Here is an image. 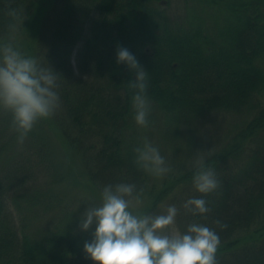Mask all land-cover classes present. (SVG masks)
<instances>
[{
	"label": "trees",
	"instance_id": "trees-1",
	"mask_svg": "<svg viewBox=\"0 0 264 264\" xmlns=\"http://www.w3.org/2000/svg\"><path fill=\"white\" fill-rule=\"evenodd\" d=\"M159 1L0 0V39L28 36L38 64L58 73L60 96L56 113L38 120L23 144L11 114L0 109V264H95L84 251L94 228L85 232L79 224L87 207L100 205L79 194L60 195L62 205L54 190L77 174L74 185L91 192L135 184L144 202L136 214H154L168 199L179 209L180 234L191 223L215 230L217 264H264V0H185L220 6L225 24L218 33L200 25L185 31ZM93 9L105 17L97 20ZM76 46L78 72L71 62ZM118 46L147 71L148 126L159 119L161 154L169 155L163 176L135 163L134 149L148 134L135 122L133 73L117 63ZM214 115L228 124L220 146L203 156L219 181L203 194L194 187L198 155L187 135L196 138ZM172 138L182 146L172 148ZM190 198L205 199L211 211L188 212L182 205Z\"/></svg>",
	"mask_w": 264,
	"mask_h": 264
},
{
	"label": "clouds",
	"instance_id": "clouds-1",
	"mask_svg": "<svg viewBox=\"0 0 264 264\" xmlns=\"http://www.w3.org/2000/svg\"><path fill=\"white\" fill-rule=\"evenodd\" d=\"M15 18L16 12L9 13ZM15 30V24L9 25ZM117 63L126 64L133 73L128 81L132 108L137 125L147 127L151 103L146 95L147 71L127 48L118 46ZM58 73L26 57L11 43L0 46V109L12 116V125L18 132V143L23 144L36 122L49 118L60 107ZM136 165L147 173L160 177L170 171L158 148L146 138L134 149ZM209 155L211 153L209 152ZM193 167L195 189L203 194L215 191L219 181L211 168L205 167V158L197 156ZM136 185L118 183L108 185L98 207H87L80 218L81 230L92 231L91 242L84 243L86 258L95 264H217L216 252L220 244L214 229L191 223L183 234H170L179 209L170 205L160 214H133L130 211L136 196ZM203 198H190L182 207L188 212L206 214L211 209ZM220 227H226L215 221Z\"/></svg>",
	"mask_w": 264,
	"mask_h": 264
},
{
	"label": "rangeland",
	"instance_id": "rangeland-1",
	"mask_svg": "<svg viewBox=\"0 0 264 264\" xmlns=\"http://www.w3.org/2000/svg\"><path fill=\"white\" fill-rule=\"evenodd\" d=\"M194 2H188L185 3V0H160L158 2V6L163 9V13L165 15H168L169 17L173 18L177 21L180 27H182L185 31H188L189 28L194 26H203V30L205 32H209L210 30H215L216 27H219L216 33L219 32L220 27H222L225 24V12L219 8L208 6L204 9V7L198 6V4H193ZM96 13L93 10H91L90 13ZM99 17L96 18L97 20L102 16L105 17V15H101V13H96ZM29 28V34L33 35V33L36 31V27L34 24L30 23L28 25ZM188 28V29H186ZM214 28V29H213ZM89 31V29H87ZM92 31H94V26L92 27ZM86 32V31H85ZM21 33H13L9 38H2L0 39V46H3L5 44L11 43L13 47L19 49L22 54H24L26 57L34 58L33 54L30 53L29 46L27 44L28 36L22 37ZM91 34V33H89ZM21 36V37H20ZM85 36V35H84ZM86 37V36H85ZM30 38V37H29ZM26 39V40H23ZM21 40V41H20ZM195 46V45H194ZM77 50L78 46H76V49L73 51L72 54V65L74 66V69L76 72H78V63H77ZM150 120L155 122L157 124L159 122V119L154 118ZM228 124L227 121L222 122L219 120L217 115H214L212 118L207 119L204 123L199 125V131L196 132V138L194 137L193 132H191L189 135H187V141L190 146V150H193L196 152V155L198 156H204L209 155V152L211 153L213 150H215L220 145L216 144L217 140L221 139L218 136H220L224 131L226 130V125ZM155 124L153 126H147L143 127L142 134H148L147 136H143L142 140H145V138L153 144L154 147L158 148L160 154L163 152L161 147L164 146L163 142H161V139L159 137L158 129L155 128ZM213 138V139H212ZM170 138H167L166 140H169ZM197 140V141H196ZM215 141V146H212ZM144 142V141H143ZM167 142V141H164ZM170 145L172 144V148L176 149L177 147L182 146L181 140L174 141L173 138L169 141ZM212 146V147H211ZM169 153V152H168ZM167 153V154H168ZM177 154H184V151L179 152ZM162 155V154H161ZM168 156L165 155V159H169ZM61 158H55V162L58 161V163L61 164ZM174 160H180L178 156L174 158ZM77 174L73 177L72 180L63 181L62 185H60L59 189L54 188V190L58 193V197L60 195L67 194L73 195V194H79L81 196H86L88 200H95L99 205L102 203V193L104 189L96 188V191L91 192L88 189H82L79 186L74 185V183L77 182ZM59 199L62 202V205H65V201L59 197ZM79 197H75V201H77ZM169 202L168 199L164 200L160 203L157 210L154 211V214H160L162 212H165L167 207L169 206L167 203ZM57 203V202H56ZM69 204V202H68ZM144 205V202L140 199L137 201H134L133 205L130 208V211L133 212V214H136L137 209ZM46 214V213H45ZM44 217L47 219L50 217L48 214H46ZM45 221V220H43ZM170 234H176L179 233L176 226H171L167 230Z\"/></svg>",
	"mask_w": 264,
	"mask_h": 264
}]
</instances>
